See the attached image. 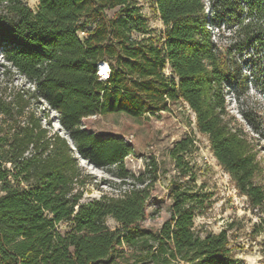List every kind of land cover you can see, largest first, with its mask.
<instances>
[{"label": "trees", "instance_id": "1", "mask_svg": "<svg viewBox=\"0 0 264 264\" xmlns=\"http://www.w3.org/2000/svg\"><path fill=\"white\" fill-rule=\"evenodd\" d=\"M37 3L33 10L25 0H0L1 57L34 85L36 99L58 112L81 158L97 168L115 165L121 183L134 178L122 164L133 146L81 129L82 119L119 113L136 119L181 100L235 189L260 214L253 231H264L263 167L226 107L230 88L246 90L255 74L264 83V0H153L160 33L149 28L136 0ZM223 23L230 29L225 36ZM102 61L110 68L106 79L98 75ZM23 103L20 93L12 101L0 98V264L238 263L226 229L194 226L201 200L182 182L170 189V216L157 231L139 224L151 186L132 184L117 196L84 201L89 176H81L65 135H49L32 114L20 121ZM193 146L183 137L169 151L181 175Z\"/></svg>", "mask_w": 264, "mask_h": 264}, {"label": "rangeland", "instance_id": "2", "mask_svg": "<svg viewBox=\"0 0 264 264\" xmlns=\"http://www.w3.org/2000/svg\"><path fill=\"white\" fill-rule=\"evenodd\" d=\"M146 17L149 28L154 33L163 32L164 26L155 11L153 0H136ZM33 10L37 0H25ZM208 2V0H205ZM115 10L107 11L112 17ZM226 25H221L223 36L229 34ZM212 35L218 40V32L212 28ZM135 38L141 35L134 33ZM0 52V98L12 101L17 93L23 95L24 110L19 120L25 121L32 114L39 119L41 127L52 135L58 130L65 135L76 158L81 176H89L84 188V201L99 198L103 194L117 196L131 185L138 188L150 187V197L145 208L143 228L157 231L170 216V189L175 183L182 182L191 186L190 192L196 193L201 200L194 216V226L200 231L218 233L227 230L237 264H264V231H253V224L259 222L260 214L252 209L245 196L235 189L229 174L211 153L207 137L195 125L194 113L181 100L169 102L168 110L141 118H130L124 114L94 115L83 118L80 124L98 137L114 134L123 137L133 146V153L123 161L124 170L134 178L123 182L116 177L115 165L97 168L76 152L67 132L58 122V112L51 108L43 98L34 97V85L26 77L12 68ZM249 66L246 67L248 73ZM262 74L249 76L247 89L236 92L234 87L226 92V107L229 115L246 136L256 145L257 158L263 167L261 179L264 180V83ZM104 78V76H102ZM16 112L13 107V114ZM16 114V113H15ZM46 115V118H44ZM15 117V115H14ZM0 114V124L2 121ZM58 128V129H57ZM183 137L193 140L194 146L184 154L186 173L181 175L169 155L173 144ZM152 161L156 163L152 165ZM156 168V171L154 169ZM142 182L135 178L143 173ZM194 178L192 179V175ZM155 176V177H154ZM155 178V179H154ZM107 225L113 229L117 223L107 218Z\"/></svg>", "mask_w": 264, "mask_h": 264}, {"label": "built area", "instance_id": "3", "mask_svg": "<svg viewBox=\"0 0 264 264\" xmlns=\"http://www.w3.org/2000/svg\"><path fill=\"white\" fill-rule=\"evenodd\" d=\"M85 35V33L84 32H78V36L79 37H82V36H84ZM108 74H109V72H108ZM108 74H107V76H108ZM164 74H165V76L167 77V78H170L171 77V69L169 68V66H168V64L166 63L165 64V67H164ZM98 75H99V73H98ZM100 76V78L101 79H106L107 78V76L106 77H102L101 75H99ZM184 104L186 105V107L188 108V109H190L189 108V106L184 102Z\"/></svg>", "mask_w": 264, "mask_h": 264}, {"label": "bare ground", "instance_id": "4", "mask_svg": "<svg viewBox=\"0 0 264 264\" xmlns=\"http://www.w3.org/2000/svg\"><path fill=\"white\" fill-rule=\"evenodd\" d=\"M109 70H110V68H109L108 63L103 62V61L99 62V64H98V73H99V75L106 77L108 72H109Z\"/></svg>", "mask_w": 264, "mask_h": 264}]
</instances>
